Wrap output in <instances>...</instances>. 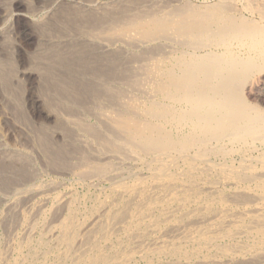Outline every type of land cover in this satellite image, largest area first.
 I'll return each instance as SVG.
<instances>
[{"label": "bare ground", "instance_id": "obj_1", "mask_svg": "<svg viewBox=\"0 0 264 264\" xmlns=\"http://www.w3.org/2000/svg\"><path fill=\"white\" fill-rule=\"evenodd\" d=\"M31 1L0 0V264H264V0Z\"/></svg>", "mask_w": 264, "mask_h": 264}, {"label": "rangeland", "instance_id": "obj_2", "mask_svg": "<svg viewBox=\"0 0 264 264\" xmlns=\"http://www.w3.org/2000/svg\"><path fill=\"white\" fill-rule=\"evenodd\" d=\"M30 1H31V0H30ZM35 1H36V3H37V0H32V1H31L32 4H33V3L36 4ZM18 9H19L20 11H21V10H25V9H24V6H23V7H19ZM20 26L22 27V29L24 28V30H26V29L28 28V32L30 31V28L27 27V25L25 24L24 20L21 21ZM33 39L35 40V38H33ZM22 44H24V47H26L25 45H27L26 42H25V40L22 41ZM26 93H27V94H26ZM26 93H25V96H26V98L29 100V95H30V93L28 94V89H27ZM29 112H30L29 115L31 114L30 117L33 116V112L31 111V109H30ZM31 112H32V113H31ZM0 125H1V130H0V132L3 133V134L5 135L6 139L8 140V139L12 138V137H13V131H12V129H9V126H7V125L5 124L4 119H3V116L1 115V113H0ZM2 127H3V128H2ZM7 127H8V128H7ZM5 133H6V134H5Z\"/></svg>", "mask_w": 264, "mask_h": 264}]
</instances>
